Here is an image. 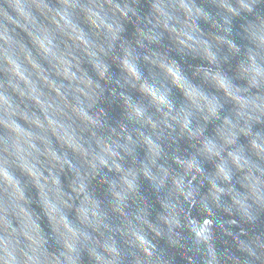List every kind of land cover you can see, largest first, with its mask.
<instances>
[{
	"label": "clouds",
	"instance_id": "9594fccd",
	"mask_svg": "<svg viewBox=\"0 0 264 264\" xmlns=\"http://www.w3.org/2000/svg\"><path fill=\"white\" fill-rule=\"evenodd\" d=\"M0 264H264V0H0Z\"/></svg>",
	"mask_w": 264,
	"mask_h": 264
}]
</instances>
